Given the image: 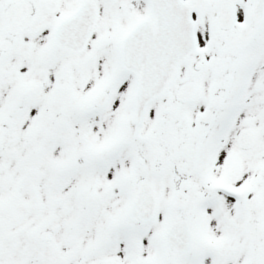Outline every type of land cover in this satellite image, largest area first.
<instances>
[{"label": "snow or ice", "instance_id": "6c2138e0", "mask_svg": "<svg viewBox=\"0 0 264 264\" xmlns=\"http://www.w3.org/2000/svg\"><path fill=\"white\" fill-rule=\"evenodd\" d=\"M0 264H264V0H0Z\"/></svg>", "mask_w": 264, "mask_h": 264}]
</instances>
